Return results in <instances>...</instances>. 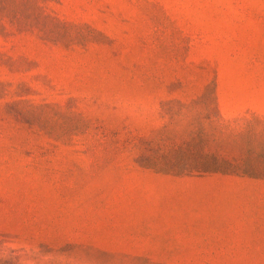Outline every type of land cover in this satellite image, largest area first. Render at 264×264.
Segmentation results:
<instances>
[{"label": "rangeland", "instance_id": "rangeland-1", "mask_svg": "<svg viewBox=\"0 0 264 264\" xmlns=\"http://www.w3.org/2000/svg\"><path fill=\"white\" fill-rule=\"evenodd\" d=\"M0 264H264V0H0Z\"/></svg>", "mask_w": 264, "mask_h": 264}]
</instances>
